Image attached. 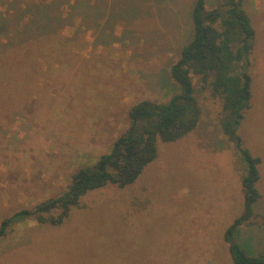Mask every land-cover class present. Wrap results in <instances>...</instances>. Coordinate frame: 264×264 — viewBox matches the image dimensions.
<instances>
[{"label":"rangeland","instance_id":"rangeland-1","mask_svg":"<svg viewBox=\"0 0 264 264\" xmlns=\"http://www.w3.org/2000/svg\"><path fill=\"white\" fill-rule=\"evenodd\" d=\"M195 1L0 0V66L10 62L1 76L9 86L0 90L13 91L0 101V224L64 193L74 173L111 149L134 104L167 101L178 91L171 68L194 38ZM220 2L208 0V6ZM243 3L257 34L251 106L239 133L242 146L262 159V197L238 238L260 254L264 0ZM59 29L69 41L63 55L12 52L20 40ZM23 61L35 73L15 69ZM194 82L202 107L196 129L160 141L157 158L132 184L86 193L60 225L36 216L12 225L0 237V264H235L224 234L244 209L247 167L221 129L222 98L196 75Z\"/></svg>","mask_w":264,"mask_h":264},{"label":"trees","instance_id":"trees-1","mask_svg":"<svg viewBox=\"0 0 264 264\" xmlns=\"http://www.w3.org/2000/svg\"><path fill=\"white\" fill-rule=\"evenodd\" d=\"M243 1L221 0L218 5L209 7L208 0H196L192 10L194 38L183 47L171 68L178 91L167 101L147 98L134 104L129 110V126L116 138L107 153L102 154L95 164L81 167L74 173L69 188L60 196L45 199L33 209L24 208L4 218L0 224V237L12 225L29 216H36L42 223L60 225L71 208L79 206L82 197L89 191L109 183L124 187L135 182L145 167L157 158L160 141L181 139L199 125L202 107L196 96V75L204 85L210 86L214 96L222 98L221 129L241 149L247 167L243 177L244 209L224 234L231 257L235 264H264V253L254 254L245 246L248 244L239 241L241 226L251 223L256 216L255 205L262 197L257 185L262 159L242 146L243 139L239 133L245 111L251 106L253 77L249 72L250 55L257 34ZM67 43L69 41L60 29L47 30L20 40L11 45V49L14 54L59 56L66 51ZM9 65L10 62L5 60L0 66L1 85L9 86V78L1 77L5 76L2 72ZM31 68L29 61L15 64V69L23 75L35 73ZM21 86L19 80L13 89L19 92ZM0 91L3 94L0 101H9L13 91ZM54 211L57 215H53Z\"/></svg>","mask_w":264,"mask_h":264}]
</instances>
